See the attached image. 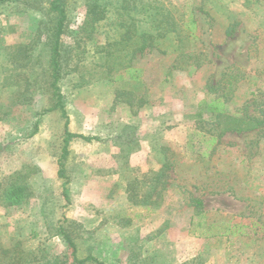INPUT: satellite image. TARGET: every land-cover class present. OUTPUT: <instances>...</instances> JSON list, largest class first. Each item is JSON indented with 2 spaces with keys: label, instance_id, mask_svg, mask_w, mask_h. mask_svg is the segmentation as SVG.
I'll return each instance as SVG.
<instances>
[{
  "label": "rangeland",
  "instance_id": "obj_1",
  "mask_svg": "<svg viewBox=\"0 0 264 264\" xmlns=\"http://www.w3.org/2000/svg\"><path fill=\"white\" fill-rule=\"evenodd\" d=\"M46 1L0 6L2 46L37 44L36 76L46 61L38 34L49 21ZM161 1L174 5L184 23L194 17L195 38L156 40L131 61L113 59L141 71L140 82L125 70L96 81L102 69L91 53L81 72L71 62L62 76L68 129L91 139L70 141L65 179L57 174L63 121L56 112L40 115L50 107L47 94L36 86L24 95L27 103L0 121V184L19 172L30 194L19 204L0 202V247L17 242L29 255L25 262H64L62 223L79 256L102 264H264V131L227 133L210 145L217 125L205 115L201 122L193 118L202 100L219 95L231 97V112L243 111L245 103L250 114L264 109V0H216L214 10L206 6L212 17L198 12L199 0ZM86 5L68 0L62 54L70 52L68 34ZM228 17L237 23L231 39L224 35ZM2 97L3 105L12 102L8 93ZM37 121L38 133L26 139ZM165 163L168 182L154 204L130 205L122 177L134 175L122 170L135 169L140 180Z\"/></svg>",
  "mask_w": 264,
  "mask_h": 264
},
{
  "label": "trees",
  "instance_id": "obj_2",
  "mask_svg": "<svg viewBox=\"0 0 264 264\" xmlns=\"http://www.w3.org/2000/svg\"><path fill=\"white\" fill-rule=\"evenodd\" d=\"M26 1L0 0V6ZM85 2L87 5L83 20L77 30L68 34L72 42L70 52L62 54L60 43L62 36L67 31L68 0L46 1L49 21L48 23H41L42 28L38 30V34L43 37L42 50L46 54V61L41 65L40 73L37 76L36 63H34L35 51L38 50L37 44L32 42L28 45H14L6 49L0 42V121L14 112V107L27 103L30 97L24 95L26 93L30 95V91L35 89L36 86L42 93L47 94L50 107L43 110L40 115L56 112L63 121L61 153L58 158L59 170L57 172L58 177L62 179H65L64 162L69 154L70 141L75 138L91 141L90 138L72 134L68 129L69 118L59 83L64 74L70 73L68 69L70 63L76 62L77 65L74 66V69L81 72L79 64L82 65L91 53V57L96 60L97 68L102 69L96 81L111 79L113 75L125 70L128 75L130 74V81L140 82L141 71H131L130 62L118 61L115 63L113 59L118 56L122 59L129 57V61H131L156 40L172 39L174 44L181 42L183 38L194 40L197 30V24L193 16H189L188 21L184 23L182 18L177 15L175 6L161 0H85ZM215 3L216 0H199L198 12L206 17H212L211 11L207 10L206 6L210 4V8L214 10ZM31 7H35L34 4H31ZM142 27H144V30L140 32ZM236 27L237 23L228 17V23L224 28L225 37L228 39L233 38ZM98 34L103 37L100 43L96 40ZM183 55V53H180L179 57H185ZM186 57L189 58L188 55ZM7 61L13 65L10 70L5 68V62ZM196 66L199 67L200 63ZM119 77L122 79L118 75L114 80L117 81L120 79ZM9 78H12V82L6 83ZM4 92L8 93L11 99L13 98L12 102H9L6 106L2 104ZM230 99L231 97L228 95H219L208 101L202 100L198 104V111L193 118L201 122L205 115L208 117V121L211 122L209 124L218 127V134L211 137L210 145L217 144L227 133L250 134L256 131L258 133L264 131L262 130L264 128L263 108L260 109L258 115L250 114L247 112L249 105L245 103L242 106L243 111L231 112L227 106ZM38 130L39 121L33 124V129L26 139L35 136ZM207 132L209 133L210 130ZM168 168L165 163L157 172H150V175L143 174L140 180L138 176H135V169L126 167L122 170V173L128 171L131 175H134L133 178H130V176L122 177V180H124V193L129 204L151 207L167 185L168 175L166 171ZM3 181L4 184H0V202L6 200L7 205L11 206L19 204V200H25L30 196L28 184L21 173H14ZM15 201H18V203H15ZM194 205L198 208L203 206L202 202L198 200L194 201ZM57 230L67 250L62 264H102L90 256H79L74 237L71 236L62 223ZM18 247L17 242L10 249L0 247V264H30L29 261L25 262L29 255H25ZM36 259L32 258L31 261L40 264V261Z\"/></svg>",
  "mask_w": 264,
  "mask_h": 264
}]
</instances>
